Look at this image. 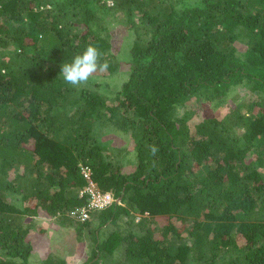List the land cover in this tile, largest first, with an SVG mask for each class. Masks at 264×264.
<instances>
[{
	"label": "trees",
	"instance_id": "obj_1",
	"mask_svg": "<svg viewBox=\"0 0 264 264\" xmlns=\"http://www.w3.org/2000/svg\"><path fill=\"white\" fill-rule=\"evenodd\" d=\"M90 43L107 71L67 85ZM82 164L119 201L78 220ZM45 220L79 264H264V0H0V264H73Z\"/></svg>",
	"mask_w": 264,
	"mask_h": 264
},
{
	"label": "rangeland",
	"instance_id": "obj_2",
	"mask_svg": "<svg viewBox=\"0 0 264 264\" xmlns=\"http://www.w3.org/2000/svg\"><path fill=\"white\" fill-rule=\"evenodd\" d=\"M117 27V26H116ZM115 29L112 30L113 34H114V47L113 50L114 51H118L120 50L121 53H125V45H127L128 43V38H126L125 33L127 31L126 26H119L120 30H116ZM116 30V32H115ZM117 33V34H116ZM123 34V36H122ZM123 40V41H122ZM123 42L122 47L120 42ZM115 75H117V82L120 81L121 78L120 75L121 73H116ZM188 103L193 104V100H189ZM204 104V103H203ZM224 109L223 107L217 108L215 110L210 109V104L209 103H205L204 105V109L200 110V117L202 116H207L209 114L212 115H218L220 114ZM129 165H126L125 168H129ZM167 217L165 216H159L156 218V220L158 221L157 226L161 225L162 223L166 222ZM171 221H174L176 226H179V229L181 230V234L184 236L186 233V228H184V226L182 227L180 220H178L175 217H171L170 218ZM46 222L44 223V229L43 233H35L36 237H35V241L38 242L39 245H47L49 246V249L51 250V253H55L58 254L60 253L62 256H64L67 260H69L70 263L73 264H79L81 261H84L85 258L90 255V249H89V245L87 243V237H83L82 240H78L76 237V232L74 230L73 227H64L62 229L60 228H56L53 227V225L50 224L49 221L45 220ZM51 221V220H50ZM160 227V226H159ZM38 229V227H37ZM182 236V240H190L189 237H185L183 238ZM177 241H179V239H176Z\"/></svg>",
	"mask_w": 264,
	"mask_h": 264
},
{
	"label": "clouds",
	"instance_id": "obj_3",
	"mask_svg": "<svg viewBox=\"0 0 264 264\" xmlns=\"http://www.w3.org/2000/svg\"><path fill=\"white\" fill-rule=\"evenodd\" d=\"M108 67V62L102 59V53L97 46L90 43L74 55L70 62H64L59 74L67 85L80 87L97 72L107 71Z\"/></svg>",
	"mask_w": 264,
	"mask_h": 264
},
{
	"label": "built area",
	"instance_id": "obj_4",
	"mask_svg": "<svg viewBox=\"0 0 264 264\" xmlns=\"http://www.w3.org/2000/svg\"><path fill=\"white\" fill-rule=\"evenodd\" d=\"M109 1V0H108ZM81 172L87 183L79 189V195L85 196V202L70 208L69 214L78 220H85L93 209L107 207L114 201H119L111 190L100 189L91 177V169L88 165H81Z\"/></svg>",
	"mask_w": 264,
	"mask_h": 264
}]
</instances>
